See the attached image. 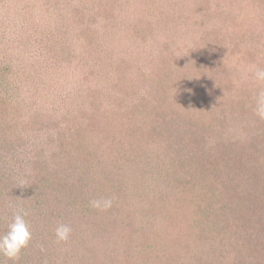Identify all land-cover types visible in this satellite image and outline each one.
Here are the masks:
<instances>
[{
	"label": "rangeland",
	"instance_id": "obj_1",
	"mask_svg": "<svg viewBox=\"0 0 264 264\" xmlns=\"http://www.w3.org/2000/svg\"><path fill=\"white\" fill-rule=\"evenodd\" d=\"M51 2L17 3L34 9L44 29L52 20L63 49L53 51L33 34L27 39L28 54L48 58L37 86L42 103L30 101L36 120L27 132L54 158L28 172L30 166L16 168L14 143L2 150L14 166L1 177L0 235L23 209L32 239L16 260L0 253V264H232L237 249L244 264H264V217L257 210L252 221L245 198L258 200V192L264 203V155L244 145L252 141L257 102L241 104L248 92L264 89L253 75L264 68L263 0ZM50 10H63L66 21L55 22ZM30 94L25 84L27 104ZM217 120L239 134L236 155L220 151L217 128L200 130L201 122ZM164 122L161 131L156 126ZM18 184L39 189L9 195ZM100 197L112 198V207H90ZM210 198L224 222L249 232L251 219V248L229 233L227 254L214 249L213 223L201 213ZM62 201L74 215L67 242L54 232ZM45 211L46 222L38 217Z\"/></svg>",
	"mask_w": 264,
	"mask_h": 264
},
{
	"label": "trees",
	"instance_id": "obj_2",
	"mask_svg": "<svg viewBox=\"0 0 264 264\" xmlns=\"http://www.w3.org/2000/svg\"><path fill=\"white\" fill-rule=\"evenodd\" d=\"M52 0H44V3H50L51 6H53ZM58 2V0H55V4ZM264 2V0H263ZM18 0H0V12L3 14H0V194L3 195V192L1 191L4 187L5 183L1 180V177L6 172V165L8 167L14 166L9 162V159L7 156L2 154V150L7 149L11 147L14 143L17 146L16 154L17 156L14 157L16 154H13L12 159H16L18 162L16 168H23L24 171H26L25 166H30V171H33V167L35 170H37L36 163L37 162H43L46 161V163L49 165L48 160L49 158H54V155L49 156V153L45 152V146L42 144H38L37 146L34 144L35 141L32 140V135L28 134L27 129L30 128L33 123H35V114L32 112L33 105H31V100L37 99V104L41 102L40 94L37 90V86H39L40 83H43V80L41 78L42 76V68L44 67V64H47L46 57H37V55H30L27 51V46L29 45L27 42V39L31 37L33 34L34 37L37 39V37L40 38V41L47 44V40L49 43L52 44V50L56 51L58 49H63L62 46V39L63 35L61 36L60 33H56L55 29L52 27V20H48L46 22V28H42L38 24V20L35 17L34 9L33 10H26V7L23 3H19V6L17 5ZM11 7H14L15 9L12 10ZM6 9V10H4ZM56 12V13H55ZM49 11L50 14L53 15V20L55 22H63V20L66 21V18L64 17L63 10L60 11ZM64 23V22H63ZM51 28V30L48 32L47 29ZM59 32H61V28L58 29ZM40 35V36H39ZM263 39H264V34ZM264 41L259 42L258 41V47L263 49ZM3 50V52H2ZM261 56L259 55L258 59L259 63H264V51L261 50ZM7 58V59H6ZM26 58H30L25 60ZM25 61L23 63L22 61ZM264 65V64H263ZM218 68L222 66V64L217 65ZM47 81L44 82L46 85ZM27 84V89L29 92H31L29 104H27L20 95L21 88ZM47 86V85H46ZM264 92V89L257 90L253 93H247V99H243L241 104L242 108L243 106L247 105L248 103L257 102V97L259 93ZM28 105V106H25ZM36 105V104H35ZM254 112L256 114V117L254 119V125L253 126V132L251 133V142H244L245 149L247 151L255 152V156H262L264 155V119L260 118L256 113L257 103L253 105ZM241 112V109H239ZM13 120V125H9L7 121ZM29 121V123H26V121ZM42 120V118L37 119ZM22 122L26 123L23 124L22 127H20V124L22 125ZM200 130L202 131V127H212L214 129H218L220 131V135L216 139V144L222 147H220L221 150H225L228 154H234L236 155L238 151L236 152V149L240 147V142L236 139L239 134L231 131V126H228L226 123L225 125L219 124L218 120L217 122L206 124L204 122H201ZM167 123H160L157 124V128L159 127V130H164L163 125ZM228 127H227V126ZM222 126V127H221ZM225 127V129L223 128ZM245 131L247 129H244ZM5 136L7 138H5ZM12 139V140H11ZM219 150V149H218ZM20 153V154H19ZM226 154V153H225ZM258 154V155H257ZM23 155V156H22ZM254 156V157H255ZM253 157V158H254ZM249 159H247L245 162L248 163ZM244 161L242 160V163ZM251 164V162H250ZM249 164V165H250ZM242 165V169H248L249 166ZM45 167V166H44ZM50 167V166H49ZM11 169V168H9ZM260 169V167H256V170ZM52 170V169H51ZM15 174H18L17 171H15ZM253 176V174H252ZM256 174H254V177ZM15 181V180H13ZM247 184V183H246ZM246 184H244L246 187H248ZM243 185V186H244ZM33 188V187H32ZM39 187H35L34 191H37ZM42 188H40V191ZM33 189L28 190V188L19 189V184L17 185L16 189L11 190L10 194L11 196H20L22 195V192L33 194ZM244 196L245 193L243 192ZM250 196L253 194L251 193V190L249 191ZM248 194V195H249ZM34 195V194H33ZM257 197H248L245 196L247 200V209L250 211L251 219H255V215H257V210H259L258 217L263 216L260 211L264 212V203L261 201V194L257 192ZM119 196V195H118ZM244 196L242 199H244ZM29 198H32L34 196H28ZM245 200V201H246ZM0 201H1V195H0ZM207 202V203H206ZM204 204V207L201 208V213H204L208 216H206V221H212L211 225V231L212 234L214 232V249H219L223 253L224 251L227 254L228 250V243H227V235L229 233H232V237H238L240 241H238V245L243 247L242 245L250 247L252 243H254L253 239V228L251 225V219L248 218L245 223L247 222L249 225L247 226L248 229L251 231L246 232L244 229L242 230V225H238L236 223H226L223 221V218L220 216V213L224 210L221 209V212L219 211V206L216 204L217 201H213L212 198L208 199ZM242 202V201H241ZM238 201V205L245 206L244 203H241ZM258 202V203H257ZM62 206L57 205V210L54 212L56 213L57 222L59 220L62 221V223L68 224L70 218H72L74 215L72 214L73 210L71 207L68 206V204H63V201L61 202ZM56 204V203H55ZM8 205V203H5V206ZM258 205V206H257ZM1 206V202H0ZM224 206V205H223ZM22 207V206H21ZM23 208V207H22ZM224 208H226L224 206ZM88 210L91 208L88 206ZM60 210V211H59ZM39 211V209H37ZM124 211V210H123ZM127 214L131 213L130 209L126 208ZM38 217H43L45 222L49 219L47 212H38ZM242 213H239V209L237 211V216H239ZM42 219V218H41ZM212 219V220H210ZM260 219V218H259ZM264 220V219H260ZM205 221V222H206ZM204 223V222H203ZM70 224V223H69ZM71 225V224H70ZM257 243V242H256ZM255 243V244H256ZM264 244V241L260 240V247H262ZM254 246V245H253ZM256 246V245H255ZM251 248V247H250ZM236 249V248H235ZM264 253V251H263ZM234 254V261L232 264H244V261L246 260L245 254L243 252L241 253L240 249L235 250ZM226 255H223V257ZM218 257H220L218 255ZM219 259V258H218ZM229 264V263H227ZM250 264H260V262L256 259L253 263Z\"/></svg>",
	"mask_w": 264,
	"mask_h": 264
},
{
	"label": "clouds",
	"instance_id": "obj_3",
	"mask_svg": "<svg viewBox=\"0 0 264 264\" xmlns=\"http://www.w3.org/2000/svg\"><path fill=\"white\" fill-rule=\"evenodd\" d=\"M256 80L264 81V68L256 67L253 71ZM257 115L264 119V92L257 97ZM90 207L105 211L112 207L113 199L110 197H100L89 201ZM27 212L23 209L14 211L11 222L8 224L7 231L0 235V253L9 259L19 258L21 250L29 244L32 233L28 221L25 219ZM57 242H67L71 236L72 228L65 223H59L54 229Z\"/></svg>",
	"mask_w": 264,
	"mask_h": 264
}]
</instances>
